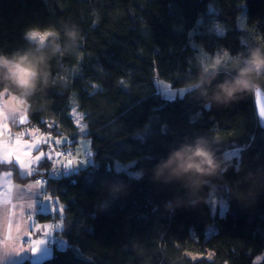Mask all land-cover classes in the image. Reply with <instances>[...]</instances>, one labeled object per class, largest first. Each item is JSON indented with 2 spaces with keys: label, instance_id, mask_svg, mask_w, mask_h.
I'll list each match as a JSON object with an SVG mask.
<instances>
[{
  "label": "trees",
  "instance_id": "16d2710c",
  "mask_svg": "<svg viewBox=\"0 0 264 264\" xmlns=\"http://www.w3.org/2000/svg\"><path fill=\"white\" fill-rule=\"evenodd\" d=\"M72 26L75 45L64 35ZM28 29L55 31L61 48L45 44L47 83L24 126L67 137L71 153L85 138L92 153L68 174L49 175L46 163L45 191L63 212L36 220L61 226L49 259L20 264H254L262 254L264 264V124L254 107L264 76L228 103L213 99L250 50L264 51V0H0V53L35 50ZM156 81L185 94L167 100ZM201 148L215 163L180 177L193 149L207 159ZM193 179L203 184L194 192Z\"/></svg>",
  "mask_w": 264,
  "mask_h": 264
},
{
  "label": "crops",
  "instance_id": "0c3cea01",
  "mask_svg": "<svg viewBox=\"0 0 264 264\" xmlns=\"http://www.w3.org/2000/svg\"><path fill=\"white\" fill-rule=\"evenodd\" d=\"M5 93L0 92V97H3ZM17 107L23 110L14 115H9L0 108V157L15 158V153H22L20 156V160L23 161L22 172L26 171L30 174L26 176L19 174L25 182L17 184L13 181L12 171L0 172V264H20L25 260L40 263L49 259L51 257L50 242L53 240L55 230L51 222H38L36 216L50 215L53 217L58 214L51 210L50 201H54L62 208L58 201L45 191V184L35 182V177L40 176L47 168L41 139L30 138L11 143L4 134L8 120H17L19 125H25L28 121L27 107L19 104ZM22 119L23 123H21ZM32 135L30 133V136ZM60 138L63 142L69 141L67 137L61 136ZM78 142L79 140L74 146ZM86 151L80 152L73 147L71 155L60 160L55 169H59V173L68 174L82 168L84 163L80 164L78 159ZM36 157H41V159L36 160ZM69 160L76 165L64 168ZM44 232L47 234L42 235ZM27 236H30L32 241L40 238L42 243H32L31 247L20 249L30 244V242L23 243L25 240H30Z\"/></svg>",
  "mask_w": 264,
  "mask_h": 264
},
{
  "label": "clouds",
  "instance_id": "9594fccd",
  "mask_svg": "<svg viewBox=\"0 0 264 264\" xmlns=\"http://www.w3.org/2000/svg\"><path fill=\"white\" fill-rule=\"evenodd\" d=\"M33 33V30L28 29L25 31L24 37L29 42L35 41V50L29 48L28 50H17L12 54L0 53V85H2L0 92H5V89H7L5 95L0 97V108L9 115L22 111L23 109L18 108L17 105H29V98L43 85H46L49 75L47 71L48 61L50 60V56L44 51L46 42L51 41L53 54H57L61 48V45L57 42L55 31L44 33L43 38L34 36ZM64 35L75 45L79 32L75 26L66 27ZM253 76H264V51L260 48L249 51L247 63L237 69V74L231 81H225L218 85L219 92L213 99L219 103H228L236 99L238 94L248 91L245 88V83L249 82ZM201 151L208 153L207 159L203 155L196 158V152L193 149L194 160L192 166L189 167L187 162L182 167L180 165L176 166L181 169L180 177H199L203 173L197 171V163L200 168H207L209 166L208 160L215 163L213 154L208 149L201 148ZM166 166L162 165L158 168L157 176L162 174ZM169 175L175 177L177 173L174 169H171ZM197 186L203 187V184L197 185L195 179H193L190 185L191 190L194 192Z\"/></svg>",
  "mask_w": 264,
  "mask_h": 264
},
{
  "label": "built area",
  "instance_id": "2783aa9c",
  "mask_svg": "<svg viewBox=\"0 0 264 264\" xmlns=\"http://www.w3.org/2000/svg\"><path fill=\"white\" fill-rule=\"evenodd\" d=\"M8 126L4 131L6 138L9 142L13 143L15 141H22L32 138H40L43 144V151L45 158L51 157V162L47 159L48 168L46 169L49 175H59V172H54V169L58 166V162L65 159L66 156L71 154L70 141L63 142L58 135L53 134L50 131H41L38 128H31L24 125H19L17 120L11 119L7 121ZM30 133L33 135L30 136ZM60 141V143H56ZM35 182L37 184H44V178L41 176L35 177ZM53 227L58 229L57 225L59 223H52ZM30 240L23 241L24 244L29 243Z\"/></svg>",
  "mask_w": 264,
  "mask_h": 264
},
{
  "label": "snow or ice",
  "instance_id": "6c2138e0",
  "mask_svg": "<svg viewBox=\"0 0 264 264\" xmlns=\"http://www.w3.org/2000/svg\"><path fill=\"white\" fill-rule=\"evenodd\" d=\"M239 19V17H238ZM216 29L217 31H221L222 29L220 28V25L219 23L216 24ZM209 59L208 55L203 51V50H200V55L196 57V60L198 61H207ZM173 85H168V88H169V93L175 95L177 93L180 94L181 97L184 96L185 94V91L184 89L182 88H175V90L173 91ZM259 115L261 118H264V109H261L260 112H259ZM21 123H23V119L21 120ZM56 143H60V141H56ZM31 147V146H29ZM37 150L38 147H37ZM92 152L91 151H87L86 152V155L88 154H91ZM22 155V153H15L14 156L15 158H8V157H0V168L4 167L5 165H8L10 166L12 169H14L18 174H23V175H29L30 173L24 171L22 172V166H23V161L20 160V156ZM43 156V154H41ZM36 160H40L41 157H36L35 158ZM45 159H47L49 162H51V157H46ZM19 165V166H18ZM76 164L73 163L72 160H69L67 162V164L65 165L64 168H71L72 166H74ZM59 169H54V172H58ZM55 204L54 201H50L49 202V206L51 208V210L57 212L59 215L63 212V209L58 205V204H55V206L53 207V205ZM61 225H57V227H59ZM47 232H44L42 235H46ZM29 237L30 239V244L27 245V246H22L20 249H23L25 247H31L32 246V243H36V244H39V243H42V240L40 238L38 239H35L34 241H32L31 237L30 236H27Z\"/></svg>",
  "mask_w": 264,
  "mask_h": 264
},
{
  "label": "rangeland",
  "instance_id": "374dc122",
  "mask_svg": "<svg viewBox=\"0 0 264 264\" xmlns=\"http://www.w3.org/2000/svg\"><path fill=\"white\" fill-rule=\"evenodd\" d=\"M242 19L244 20V16H242ZM44 33H46V32H37V31H34L33 35H34V36H37V37H40V38H43ZM34 42H35V41H34ZM156 85H157L158 89L160 90L161 95H162L165 99H167V100H171V101H172V100H174L176 97H180V94H179V93H177V94H175V95L169 93L170 90H169V88H168V84L165 83L164 81H156ZM172 90L174 91L175 89H172ZM184 91H185V90H184ZM71 117H72V119H73V121H74L75 126L79 129V131H80L81 133H83L84 130H85V126H84V123H83V121H82V116H81L80 114H78V113L75 111V109H73V110L71 111ZM6 123H7V122H6ZM7 126H8V123H7ZM74 148H75V149H78L80 152L85 151V150L88 151V149L90 148V143H89V141H88L87 139H85V138H81V139H79L78 144H77L76 146H74ZM87 151H86V152H87ZM86 152H84V153L82 154V156L78 159V162H79L80 164H82V163L84 162V164L82 165V167H83V166H86V164H87L86 160H89V159H90V156H91V154L86 155ZM66 158H67V156H66ZM60 174H65V173L62 172V173H59V175H60ZM53 229L55 230V232H57V231L60 229V227H58V229H56V228L53 227ZM262 257H263V254L260 255V256H258L257 258H255V260H254V264H261V259H262Z\"/></svg>",
  "mask_w": 264,
  "mask_h": 264
},
{
  "label": "water",
  "instance_id": "95a60500",
  "mask_svg": "<svg viewBox=\"0 0 264 264\" xmlns=\"http://www.w3.org/2000/svg\"><path fill=\"white\" fill-rule=\"evenodd\" d=\"M254 107L257 117L264 124V118H261L259 115L260 110L264 109V95L259 90L255 91Z\"/></svg>",
  "mask_w": 264,
  "mask_h": 264
}]
</instances>
